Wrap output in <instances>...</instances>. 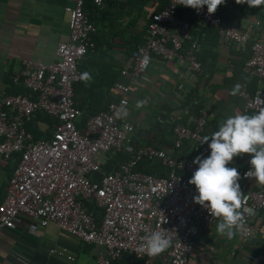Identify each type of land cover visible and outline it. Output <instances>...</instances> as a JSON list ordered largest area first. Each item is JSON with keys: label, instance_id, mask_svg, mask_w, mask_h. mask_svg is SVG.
<instances>
[{"label": "built area", "instance_id": "2783aa9c", "mask_svg": "<svg viewBox=\"0 0 264 264\" xmlns=\"http://www.w3.org/2000/svg\"><path fill=\"white\" fill-rule=\"evenodd\" d=\"M100 5L102 0H91ZM235 0H225L233 3ZM84 0H70L64 6L68 14V39L58 41L55 57L50 61L25 59L21 61L23 84L29 95L1 94L0 99V170L11 155L19 153V160L7 178L4 198L0 201V232L14 227L19 215L36 219V227L55 224L63 233L75 236L84 243L101 247L94 264H110L128 256L124 264H192L195 237L198 228L208 230L217 218L207 209L193 202L195 186L188 183L198 165L194 158L173 156L184 143L202 147L206 157L210 150L201 143L208 118L206 107L181 113L187 122L172 126L173 139L170 149L151 144L129 149L128 155L110 172H101L104 153L125 151L134 125L129 120L118 119L115 112L128 105L129 84L115 81L116 95L106 106L88 116L77 125L81 110L74 101L73 84L79 80L77 61L92 47L90 37L96 26L83 11ZM257 8V7H252ZM222 13L225 9L220 6ZM180 12H185L204 25L213 28L219 40L232 44L243 52L248 42L250 55L243 64L246 77L264 81V28L257 16L247 17L242 26H234L222 19L218 12L209 14L207 6L199 10L166 0L164 6L150 14L146 24V38L128 55L119 74L128 82L148 81L147 67L141 61L153 56L175 58L179 65L195 76L202 74L196 55V42L191 41L190 22ZM188 40L184 46V42ZM148 63V65H149ZM238 96L243 110L258 112L264 108V91L253 94L240 84ZM43 112L53 119L47 125L50 133L33 139L25 123L35 114ZM200 156V155H199ZM158 162L165 167L166 175L158 176L136 169L139 162ZM250 169V168H249ZM249 169H239L238 183L243 192L244 206L253 209L245 214V221L238 231L248 239L263 232L256 223L264 210V186L254 179L244 177ZM98 173V178L91 174ZM92 198L101 209L96 222L94 214L81 202ZM153 231H163L171 237L172 245L156 257L137 251L144 237ZM50 254L65 255V249L52 247ZM71 260L70 255H66Z\"/></svg>", "mask_w": 264, "mask_h": 264}, {"label": "crops", "instance_id": "0c3cea01", "mask_svg": "<svg viewBox=\"0 0 264 264\" xmlns=\"http://www.w3.org/2000/svg\"><path fill=\"white\" fill-rule=\"evenodd\" d=\"M117 3L106 10L91 13V22L97 28V51L89 52L80 60L78 69L90 73L92 79L85 83L81 79L76 94L77 106L81 115L77 125L88 116L104 108L107 102L116 95L111 84L121 81L129 84L128 116L122 118L134 125L128 141L129 148L122 152L115 150L104 153L100 171L110 172L128 155L129 149L138 145L151 144L158 148L170 149L173 139L169 130L170 118L185 120L181 109L190 106L189 99L197 96L200 107H206L208 122L203 130L204 136H210L218 130L219 124L228 116L236 113L254 114L243 110L238 92L233 95L235 85L246 81V89L253 94L257 89L264 91V81L256 77H246L243 71L244 62L233 58L234 45L219 41L216 51L205 56L204 71L199 78L179 65L175 58L163 59L153 56L146 69L148 81L128 82L120 76L119 71L125 64L130 48L124 45L138 35H143L147 21L145 13L152 8L153 1L115 0ZM123 3V4H122ZM127 4V5H125ZM70 0H0V99L1 94L30 93L23 84L21 61L25 59L53 60L58 41L68 39V14L64 6ZM138 5V6H137ZM243 5V4H240ZM233 12L235 19L242 18V26L247 17L257 16L264 28V5L252 8L245 15L240 9ZM226 7V9H227ZM235 7V6H234ZM144 13V14H143ZM112 18L110 21L109 19ZM242 65V66H241ZM80 73V72H79ZM110 90V91H109ZM147 101L137 108V101ZM189 101V102H188ZM45 121H39L37 128L49 134ZM173 156L195 158L203 155L202 147L184 145L177 151H170ZM251 154L233 157L228 167L249 169ZM152 162L147 164L150 167ZM153 164V165H154ZM158 170L156 169L155 172ZM98 178L99 174H91ZM7 178L0 170L1 200L5 195ZM250 185L255 182L250 181ZM2 186V187H1ZM82 204L90 210L96 220L101 218V209L92 198H82ZM256 223L263 227V232L251 238L243 239L240 232L232 239L219 235L217 223L208 230L198 228L190 262L192 264H264V210L260 211ZM36 219L19 215L14 227L0 232V264H94L101 247L84 243L75 236L63 233L49 223L44 227H32ZM36 226V225H35ZM52 247L65 249V255L50 254ZM66 255L72 257L71 260ZM128 256H123L115 264H124ZM135 264H140L134 261Z\"/></svg>", "mask_w": 264, "mask_h": 264}, {"label": "clouds", "instance_id": "9594fccd", "mask_svg": "<svg viewBox=\"0 0 264 264\" xmlns=\"http://www.w3.org/2000/svg\"><path fill=\"white\" fill-rule=\"evenodd\" d=\"M225 0H176V4L199 10L207 6L209 14L214 13ZM236 4H247L249 7H260L264 0H235ZM149 57L141 61L142 67H147ZM80 79L85 83L92 77L84 72ZM240 85L234 86L232 94L239 91ZM147 101H137L136 107H143ZM128 109L121 107L115 112L118 119L128 116ZM201 143H207L209 154L201 158L196 156L193 164L198 165L193 171L188 183L195 186L196 195L193 202L207 209L211 217L217 218L216 231L219 235L232 239L235 230L241 228L245 214H252L253 209L245 207L243 192L238 183L240 172L235 167H228L233 157L251 154L250 169L244 172V177L254 179L255 183L264 186V108L254 114L228 116L210 136H204ZM172 245L171 237L163 231H153L145 236L137 251L149 257H156Z\"/></svg>", "mask_w": 264, "mask_h": 264}, {"label": "trees", "instance_id": "16d2710c", "mask_svg": "<svg viewBox=\"0 0 264 264\" xmlns=\"http://www.w3.org/2000/svg\"><path fill=\"white\" fill-rule=\"evenodd\" d=\"M130 1L139 2L140 0H130ZM146 1H149V0H146ZM150 1H153V4H152V8L148 11V13L147 14L145 13L146 21H148V19L150 17V14L152 12L160 10L164 6V4L166 3V0H150ZM116 3L117 2L115 0H102V3L100 5H96V4L92 3L91 0H84L83 11L87 15L88 19L91 21V16H90L91 13H93L94 11L106 10V8H109V6H111L113 4H116ZM125 5H127V4H125ZM115 6H117V4ZM220 6H222L225 9L224 13H222V11L220 9ZM227 6L232 7L234 10L237 7L238 9H240L242 15H245L248 11H250L252 9L246 3L243 4V5H240V4L238 5L235 2H233V3H224V4L218 6L216 12H218V13H220L222 15V19L225 22H227V23H229L231 25H234V26H238V27L240 26L239 25V21L242 18V16L240 18L235 19L234 16H232L233 12H229ZM226 7H227V9H226ZM250 15L252 16V14H250ZM179 16L185 17L190 22L191 41H195L196 42V45H197L196 46V55H197V58H198V60H199V62L201 64L202 74H203V72H205L204 71L205 56L206 55L211 56V55L214 54V52L216 51V48H217L218 43H219L220 40H219V38L217 36L216 31L213 28L202 24L201 22H199L198 20L194 19L192 16H190L189 14H187L185 12H180ZM109 20L111 21L112 18H110ZM263 23H264V19H263ZM96 33H97V31H96ZM96 33H94L90 37V42L92 43V47L88 49L87 53L83 57H85L89 52L97 51L99 49L98 46H97V41H98L97 38H98V36L96 35ZM146 35H147V29L145 27L143 35L136 36L133 39V41L128 42V44L124 45L125 48H127V45H128L129 48H130V52H131V50L134 49L136 47V45L140 44L146 38ZM187 42H189V41L186 40L184 42V46H185V44ZM249 43H250V41L248 42V45H247V48L245 49V51H243V52L234 51L233 58H235V59L239 58L241 62H244V60H246L249 57V55H250ZM211 51H212V54L209 55L211 53ZM82 58H80L77 61V66L78 67H79L80 60ZM79 72H80V77H81V74L83 72H82L81 69L79 70ZM202 74L199 75L200 78H201ZM199 76H197V77L199 78ZM80 77H79V79H80ZM79 81L80 80H77L73 84L74 101H75L76 106H77L76 94L78 92V86L80 85ZM113 84H111V89H113ZM29 94L30 93H28V95ZM111 96H113V95L111 94ZM198 100H199V98L197 96L193 97L192 99H189L190 102H193L190 105L189 110H192V109L198 110L200 108ZM251 113H255V112H251ZM184 116L186 117L185 120L180 119V118L177 119V118L171 117L170 118L171 119L170 122H168L169 130H172V126L175 123H183V124H185L187 122L186 121L187 120V116L186 115H182L181 117H184ZM39 121H45L46 123L51 125L52 122H53V119L50 116H48L47 114H45L43 112H39V113L35 114V116H33L30 121L26 122L25 123V129L32 133L33 139H37L40 136L44 135V133H43L44 131H40L37 128V123ZM207 122H208V118H207L205 126L207 125ZM205 126H204V128H205ZM18 160H19V153L15 152V153H13L11 155V158L5 164H3L1 166V170H2V172H3V174L5 175L6 178H8L10 176V174L12 173L13 168L15 167L16 163L18 162ZM147 164H150V163H145V162L141 161V162H139L137 164L136 169H139L141 171L148 172V173H151V174H155V175H158V176H165L166 175L167 172H166L165 167L161 166L159 163H157V164L153 163L154 165L152 164L150 167H147L146 166ZM156 169L158 170L157 172H155ZM0 194H1V189H0ZM0 201H1V197H0ZM96 222H98V221L96 220ZM110 264H115V261H113Z\"/></svg>", "mask_w": 264, "mask_h": 264}]
</instances>
